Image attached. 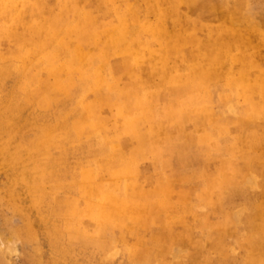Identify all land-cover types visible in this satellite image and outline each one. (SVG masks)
Listing matches in <instances>:
<instances>
[{
	"label": "rangeland",
	"instance_id": "374dc122",
	"mask_svg": "<svg viewBox=\"0 0 264 264\" xmlns=\"http://www.w3.org/2000/svg\"><path fill=\"white\" fill-rule=\"evenodd\" d=\"M167 75L175 80L165 86ZM145 81L148 92L166 90L148 102V122L120 137L112 126L117 108L123 98L143 99L136 89ZM178 87H200L207 104L167 110ZM261 102L264 0H0V264H242L234 239L256 237L246 234L241 200L257 198L261 176L250 169L237 185L244 170L228 162L226 179L176 171L193 170L194 151L239 152L246 169L261 171ZM123 114L139 121L141 110ZM194 178L202 190L207 182L227 186L232 221L218 224L233 226L235 236L226 258L194 253L192 237L178 245L192 225L198 238L214 227L193 220L197 192L191 203L178 188ZM125 187L128 212L101 218L108 196L123 198ZM184 201L190 210L179 215L175 206Z\"/></svg>",
	"mask_w": 264,
	"mask_h": 264
},
{
	"label": "crops",
	"instance_id": "0c3cea01",
	"mask_svg": "<svg viewBox=\"0 0 264 264\" xmlns=\"http://www.w3.org/2000/svg\"><path fill=\"white\" fill-rule=\"evenodd\" d=\"M253 43H256V42H253ZM77 55L78 56L80 55L79 51ZM191 75H193V78H194L195 74L192 73ZM126 76L130 77L132 76V74L127 73ZM172 79L175 80L171 76H168V75L167 77L163 76V79L161 80V82L163 85L165 84L166 86L168 84V81ZM147 83H148L147 81L143 82L141 85L139 83L140 88L136 89V94L142 95L143 99H141V96L139 97V99L136 96L133 99L128 98V97L123 98L121 107L117 108V109H122V113H120L119 116L114 118L112 126L113 128H115L114 133L115 134L117 133V135H119L120 137L121 136L124 137V135H126L127 133H130V131L132 130L134 131L135 127H137V124H139L140 126L142 122H143L142 125L148 122L149 117H150L148 111L151 110L148 102L149 101L153 102L155 96L160 95L166 90V87H164L163 92H162V89L158 90V93H156L155 90L148 92L147 91L148 86L146 85H149V83L148 84ZM179 87L177 89H171L169 91L168 94L172 99L169 98L167 102H164L165 104H167L166 105L167 110L170 109V110H180V111H195L197 109H200L203 105L207 104L206 103L207 101L203 99L206 96V94H204V92L201 91L200 87L192 88V89H190L191 87H187L188 89L184 87L183 88H179ZM128 93L130 94V91ZM260 96L262 97V94ZM131 104H133V106ZM154 104L157 105V101ZM260 106L261 108L259 109L264 110V102L259 103V107ZM135 108L136 110H141L139 121L136 118L134 119L133 118L127 119L125 117L122 118L125 110H134ZM252 109H254V107L251 108V110ZM131 116H134V115H131ZM97 121L101 123V122H104V119L97 118ZM120 128H123V129H120ZM147 131L148 130L144 132L138 131L136 135H131L130 142L133 141L135 145L136 142L142 141V139L145 138V134L149 132ZM127 140H128V137L125 140V142L119 141L120 147L118 150H116V153H115L117 155V153L119 152L118 157L120 156L121 145L126 143ZM178 140L184 142L182 137H179ZM114 141H115V136H113L112 143H114ZM228 141H230V139L229 140L225 139L223 140L222 144L225 145V143L226 142L228 143ZM194 145L198 150H200L201 139L199 137L194 138ZM182 147H184V144H181L179 146V148H182ZM254 152L255 154L252 152L254 154L253 156L255 158H258L260 156L258 154L259 153L258 147L255 148ZM220 155L221 156L219 157L216 155L215 156L211 155L205 158L200 155V151L198 152L194 151L193 157L195 159L194 161L195 164H194L193 170L186 172L184 168H181V169L179 168V170L176 171V176L178 175V173L179 175H183V177L186 175H190L191 173H194L195 175L197 174L200 176H204V180L206 178L207 179H217L219 176H220V179H226V178L232 177L231 167H233L235 170L238 169L239 171L244 170L243 171L244 176L241 177L242 178L241 180L238 179L237 185L242 183L246 175L250 172V169L252 172H255L257 175L261 176V179L259 182L261 189H260L259 194L257 195V198L251 201L250 203H247V202L244 203V200H241L242 201L241 204L247 206L246 213L242 215V219H241L243 223L246 222V234L249 236L251 235L253 237H256V238H251L247 242H245L243 238V234H245L244 232L241 236V240L238 238L234 239L237 246H239L240 249L243 251L242 264H245L247 263V261H249L250 258H253L254 256L256 257V255L260 254L262 255V257H264V167H262L263 169L260 171L259 166L257 164H254L257 167L254 166V168L252 167V168L246 169L244 165H248L249 163L244 161L245 158L242 157L241 154H239V152L233 153L231 156L230 155L227 156V154H224V153ZM263 158H264V153L260 156L259 159H263ZM227 162L230 164L229 166L231 167L229 168L226 167ZM109 168L111 170H115V167L114 169H112L111 167ZM172 172L173 171H171V173ZM112 175H113L112 180L114 181L116 172L113 173L112 171ZM203 182L204 181H202L200 178L199 179L194 178L189 183H186V184L180 183L178 188L181 189L182 193H185L187 191L190 192L189 202L191 201V203L196 202L195 191L197 192L196 195H198L199 203L196 205L193 220L196 222V219L200 218V220L203 219V221L205 220L209 222L208 224L214 225V227L211 230L205 232L204 237H199L201 238L200 240L198 238V236L201 235L200 229L198 228L199 225L195 229H194V225H192L191 228L189 227L187 229L186 235L184 233L185 231H183V234L182 235L178 234L177 235L178 238L176 239H178L177 241L178 245L184 247L185 244L186 245L190 244V242H188V239L192 237V244H195L194 253L199 252V251L203 252L202 250H204V251H208L209 254H213L214 256L219 255V257H222L223 255L224 256L223 258H226L232 246L230 242L227 241V239L229 238L230 235L235 234L232 230L233 226L228 225L227 228H221L218 224V223H221L222 221H226L227 223H229L230 220L232 221L231 213H229L228 211L229 209L227 208L231 204L228 201H226V196H225L227 192V188H226L227 186L224 184V185H220L219 187L214 186V188L210 189L209 186L207 185L208 184L207 182L202 190L200 186ZM100 188L102 189V191H104L103 186L100 185ZM122 190H123V198L118 197L117 199V198H113V197L111 198V196H108V199H109L108 203H110V205L107 206V209L105 208V210L101 212L102 213L100 214L101 218L106 217L108 219V217L109 218L113 217L115 220L118 221V217L120 218L122 214H126L128 212L127 201H128V196H130L131 194L130 192H127L128 190L127 187L123 188ZM162 195L163 196L161 198L163 200H166L169 198L165 194H162ZM192 196L194 197L192 198ZM201 206H204L205 208L204 213L199 212V209ZM175 207H177V214L182 215V213L185 212V209L190 210L191 206L185 203L184 201L179 204L177 203Z\"/></svg>",
	"mask_w": 264,
	"mask_h": 264
}]
</instances>
